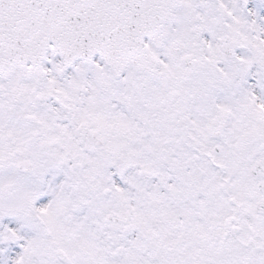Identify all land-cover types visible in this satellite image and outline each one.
<instances>
[{"label": "snow or ice", "instance_id": "1", "mask_svg": "<svg viewBox=\"0 0 264 264\" xmlns=\"http://www.w3.org/2000/svg\"><path fill=\"white\" fill-rule=\"evenodd\" d=\"M0 264H264V0H0Z\"/></svg>", "mask_w": 264, "mask_h": 264}]
</instances>
